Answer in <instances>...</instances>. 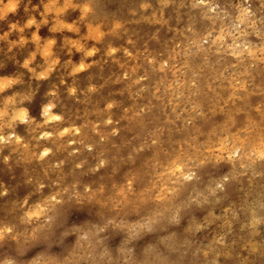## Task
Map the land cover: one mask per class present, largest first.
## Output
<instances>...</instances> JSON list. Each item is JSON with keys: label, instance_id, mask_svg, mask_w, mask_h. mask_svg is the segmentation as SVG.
Listing matches in <instances>:
<instances>
[{"label": "rangeland", "instance_id": "374dc122", "mask_svg": "<svg viewBox=\"0 0 264 264\" xmlns=\"http://www.w3.org/2000/svg\"><path fill=\"white\" fill-rule=\"evenodd\" d=\"M0 264H264V0H0Z\"/></svg>", "mask_w": 264, "mask_h": 264}, {"label": "bare ground", "instance_id": "6f19581e", "mask_svg": "<svg viewBox=\"0 0 264 264\" xmlns=\"http://www.w3.org/2000/svg\"><path fill=\"white\" fill-rule=\"evenodd\" d=\"M51 1H53V0H50V2ZM202 1H204V0H202ZM9 3V2H8ZM11 3H13V5L15 4L14 2H10V4ZM68 3V2H67ZM10 4H9V6H10ZM199 4V3H198ZM47 6H48V3H47ZM84 7H86V6H84ZM83 7V8H84ZM48 8V7H47ZM88 8V7H87ZM87 8H85V9H87ZM14 9V8H13ZM63 9V8H62ZM51 10V9H50ZM155 15V14H154ZM64 24V23H63ZM66 26L68 25V27L70 26L69 24H65ZM72 26V25H71ZM70 26V27H71ZM55 27V26H54ZM74 28V27H73ZM98 30V29H97ZM97 32V31H96ZM98 34V33H97ZM96 34V35H97ZM97 36H99V35H97ZM50 43V42H49ZM46 48V47H45ZM91 51V50H90ZM45 52V51H44ZM113 52V51H112ZM53 63V62H52ZM81 63V62H80ZM82 65V64H81ZM80 66V65H79ZM52 67H50V69H51ZM79 69H80V67H79ZM6 84V83H5ZM51 92V91H50ZM45 112H46V114L47 115H49L48 117L49 118H57V117H59V116H61L60 114H57L56 112H55V106H54V104L52 103V102H49V103H47L46 105H45ZM22 112H24V110H22ZM20 116H25L26 117V113H23V115H22V113H21V111H20ZM19 116V115H18ZM19 116V117H20ZM23 118V117H22ZM27 118V117H26ZM19 119V118H18ZM77 129V128H76ZM64 130V129H63ZM46 133H48V132H46ZM1 137H4V136H1ZM18 138V137H17ZM19 139V138H18ZM47 148V147H46ZM44 149V148H43ZM42 149V151H43V153L44 154H46L47 153V150H43ZM49 151V150H48ZM232 162V161H231ZM189 176V175H188ZM190 185V183H187V186H189Z\"/></svg>", "mask_w": 264, "mask_h": 264}, {"label": "snow or ice", "instance_id": "6c2138e0", "mask_svg": "<svg viewBox=\"0 0 264 264\" xmlns=\"http://www.w3.org/2000/svg\"><path fill=\"white\" fill-rule=\"evenodd\" d=\"M39 105H40V100H39V97H37V99H36V112L34 114H37V115L39 114V110H40Z\"/></svg>", "mask_w": 264, "mask_h": 264}]
</instances>
